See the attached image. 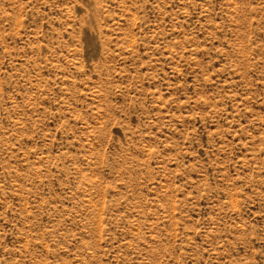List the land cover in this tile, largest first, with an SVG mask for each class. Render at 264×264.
I'll list each match as a JSON object with an SVG mask.
<instances>
[{
    "label": "rangeland",
    "instance_id": "1",
    "mask_svg": "<svg viewBox=\"0 0 264 264\" xmlns=\"http://www.w3.org/2000/svg\"><path fill=\"white\" fill-rule=\"evenodd\" d=\"M0 264H264V0H0Z\"/></svg>",
    "mask_w": 264,
    "mask_h": 264
}]
</instances>
